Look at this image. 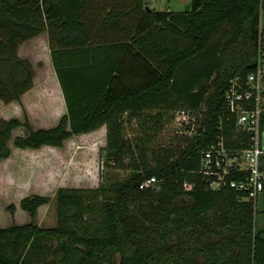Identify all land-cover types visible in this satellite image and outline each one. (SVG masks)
Listing matches in <instances>:
<instances>
[{
  "label": "trees",
  "instance_id": "trees-1",
  "mask_svg": "<svg viewBox=\"0 0 264 264\" xmlns=\"http://www.w3.org/2000/svg\"><path fill=\"white\" fill-rule=\"evenodd\" d=\"M263 13L264 0H190L180 12L149 9L143 0H0V105L33 88V66L18 49L46 33L66 109L49 129L0 120V160L10 156L8 141L20 126L28 133L13 145L31 150L61 148L105 127L104 150L122 166L128 158L132 170L98 203L85 199L87 190L59 188L55 227L31 221L0 229V264H43L41 240L56 243L53 264H264V230L255 226L253 203L229 186L211 189L214 178L200 172L202 154L220 140L227 149L248 146L224 94L231 79L244 83L256 66ZM181 106L202 113L205 131L184 146L151 151L150 164L148 148L136 152L124 138V116L163 110L141 122L157 133L173 119L164 112ZM144 135L140 145L150 140ZM149 178L155 186L141 188ZM131 199L142 201L137 212L128 208ZM50 201L36 195L19 207L33 219ZM96 210L95 232L80 235L69 226Z\"/></svg>",
  "mask_w": 264,
  "mask_h": 264
},
{
  "label": "rangeland",
  "instance_id": "rangeland-1",
  "mask_svg": "<svg viewBox=\"0 0 264 264\" xmlns=\"http://www.w3.org/2000/svg\"><path fill=\"white\" fill-rule=\"evenodd\" d=\"M144 2L149 9L156 11L180 12L190 9V0H144ZM18 55L33 66V88L19 101L1 104L0 120L16 118L22 124L28 122L33 130L49 129L58 123L66 110L51 65L47 34L42 33L22 43ZM160 111L163 110L145 111L141 118L130 119L131 116H124L126 119L124 138L131 142L136 152H139L142 146L148 148L147 161L150 164L154 163L151 151L157 153L162 149L186 144L185 138L176 137L172 119L157 133L150 130L151 124L145 126L141 124L143 118L147 121L148 116ZM174 112L175 110H170L164 114L170 119ZM27 133L24 126L14 129L8 141L10 156L0 160V229L28 224L31 221L41 228L55 227L57 225L55 197L59 188L87 190L85 199L90 201L96 198L95 202L98 203L111 195L108 191L111 186L122 184L132 174L128 158L122 166L104 150L105 127L95 133L71 137L61 148L44 146L38 150H31L14 147V139L25 137ZM143 135L145 139L150 137V140L148 144L140 145L139 139ZM137 156L139 155L136 154L133 158L137 159ZM101 185L105 190L96 194L95 189ZM36 195L49 197L51 201L41 206L32 219L28 213L20 209L19 204L22 199ZM183 203L187 204L188 199L184 198ZM140 206L141 200L131 199L128 208L137 212ZM100 225L99 212L96 210L71 222L69 226L80 235H89L98 230ZM255 226L258 230H264V196L257 203ZM262 235L264 237V232ZM55 244L54 241L41 240L43 264H53L52 250Z\"/></svg>",
  "mask_w": 264,
  "mask_h": 264
},
{
  "label": "built area",
  "instance_id": "built-area-1",
  "mask_svg": "<svg viewBox=\"0 0 264 264\" xmlns=\"http://www.w3.org/2000/svg\"><path fill=\"white\" fill-rule=\"evenodd\" d=\"M254 70L242 83L239 78L231 79L224 94L225 109L234 117L237 131L246 134L248 146L240 150L227 149L220 140L202 154L200 172L205 177H213L211 189L222 186L244 193L243 201L257 203L264 193V17L258 26L257 59ZM172 125L175 135L191 139L205 131L202 113L190 109H178L173 114ZM233 173H246L243 179H229ZM157 183L149 178L141 188H149ZM185 188H190L185 185Z\"/></svg>",
  "mask_w": 264,
  "mask_h": 264
},
{
  "label": "crops",
  "instance_id": "crops-1",
  "mask_svg": "<svg viewBox=\"0 0 264 264\" xmlns=\"http://www.w3.org/2000/svg\"><path fill=\"white\" fill-rule=\"evenodd\" d=\"M144 1V0H143ZM145 3V2H144ZM166 11H170V10H166ZM170 12H174V11H170ZM263 16V15H262ZM50 51V50H49ZM53 68V67H52ZM63 98V97H62ZM66 110V109H65ZM65 113H66V111H65ZM93 133H95V132H93Z\"/></svg>",
  "mask_w": 264,
  "mask_h": 264
}]
</instances>
